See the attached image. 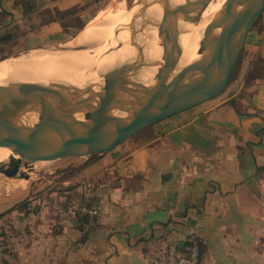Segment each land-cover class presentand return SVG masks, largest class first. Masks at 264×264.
<instances>
[{
    "label": "crops",
    "instance_id": "crops-1",
    "mask_svg": "<svg viewBox=\"0 0 264 264\" xmlns=\"http://www.w3.org/2000/svg\"><path fill=\"white\" fill-rule=\"evenodd\" d=\"M62 160L60 175L0 187V264H151L190 236L201 264H264V12L222 94L107 153Z\"/></svg>",
    "mask_w": 264,
    "mask_h": 264
},
{
    "label": "water",
    "instance_id": "water-1",
    "mask_svg": "<svg viewBox=\"0 0 264 264\" xmlns=\"http://www.w3.org/2000/svg\"><path fill=\"white\" fill-rule=\"evenodd\" d=\"M210 1L186 0L169 7L164 0L166 16L154 24L157 36L167 38L161 60L144 59L136 39L144 30L131 29L129 44L135 53L126 73L109 71L100 86L0 85V146L17 156L0 163V174L28 179L21 168L31 171L38 161L107 153L145 127L222 94L248 33L264 12V0H226L218 11L221 18L203 36L199 57L173 74L180 56L178 21L202 11ZM142 5L130 27L143 17L145 3ZM143 66H157L150 85L133 78Z\"/></svg>",
    "mask_w": 264,
    "mask_h": 264
},
{
    "label": "bare ground",
    "instance_id": "bare-ground-1",
    "mask_svg": "<svg viewBox=\"0 0 264 264\" xmlns=\"http://www.w3.org/2000/svg\"><path fill=\"white\" fill-rule=\"evenodd\" d=\"M184 1L186 0H168V4L169 7H174ZM225 1L211 0L202 11L189 14L178 21L180 56L173 74L199 57L198 49L203 36L207 29L221 18L218 11ZM132 2L131 8H128L127 2L121 0L102 10L89 21L70 43V46H83L82 49H70L69 46L66 49L43 48L1 62L0 85L35 82L68 84L75 87L100 86L107 72L126 73L125 68L135 53L129 44L131 29L144 30L136 35V39L143 47L144 59L148 62L160 61L163 43L167 42V38L157 36L154 24L166 16L164 0ZM144 3L143 17L138 18L130 27L129 22ZM156 71L157 66H143L133 78L150 85L154 81ZM10 156L17 157L10 149L0 146V163L5 162Z\"/></svg>",
    "mask_w": 264,
    "mask_h": 264
},
{
    "label": "rangeland",
    "instance_id": "rangeland-1",
    "mask_svg": "<svg viewBox=\"0 0 264 264\" xmlns=\"http://www.w3.org/2000/svg\"><path fill=\"white\" fill-rule=\"evenodd\" d=\"M15 0H0V37L5 33L11 34V39L0 40V63L18 58L35 50L66 49L85 26L99 12L121 0H81L69 8L59 10L53 1L36 0L33 9L24 14L21 6H14ZM131 8L133 0H123ZM129 2V3H128ZM129 4V5H128ZM60 6H64L60 2ZM56 18L60 24L54 28L46 20ZM69 42V43H68ZM65 46V47H64ZM54 47V48H52ZM3 58V59H2ZM66 160L38 161L33 170L21 168L29 174L28 179L9 178L0 174V187L24 190L31 180L47 179L50 172L60 175V163ZM8 162V158L5 162ZM44 179V180H45ZM43 180V179H41Z\"/></svg>",
    "mask_w": 264,
    "mask_h": 264
},
{
    "label": "built area",
    "instance_id": "built-area-1",
    "mask_svg": "<svg viewBox=\"0 0 264 264\" xmlns=\"http://www.w3.org/2000/svg\"><path fill=\"white\" fill-rule=\"evenodd\" d=\"M81 214L92 216L94 208L81 205L78 208ZM95 226V219L92 217L83 225L82 231H87ZM151 264H201L200 248L195 237H190L187 244L178 247L174 242H167L163 245L161 252L157 255L150 256Z\"/></svg>",
    "mask_w": 264,
    "mask_h": 264
},
{
    "label": "trees",
    "instance_id": "trees-1",
    "mask_svg": "<svg viewBox=\"0 0 264 264\" xmlns=\"http://www.w3.org/2000/svg\"><path fill=\"white\" fill-rule=\"evenodd\" d=\"M34 1H36V0H15L14 1V3H13V5L14 6H21L23 9H24V14H27V13H29V11L31 10V9H33V5H34ZM29 10V11H28ZM57 19L56 18H50L49 20H46V23L47 22H52V21H56ZM11 39V34L10 33H5V34H3L1 37H0V40H2V41H7V40H10ZM3 59V58H2ZM23 205V204H22ZM81 205H86V206H88V207H92V208H94L93 206H92V204L86 199V200H84L82 203H81ZM81 205H79V206H81ZM94 210H95V208H94ZM76 216H77V218H78V223H79V228L81 229V230H83V225L86 223V222H88V220L90 219V218H94L95 219V214H93L92 216H90V215H87V214H81L79 211H78V209H76ZM190 237H194V236H190ZM190 237H188L185 241H184V245H186L187 244V241H188V239L190 238ZM196 238V240H197V243H198V246H199V248H200V254H201V257H202V246H201V242H200V240L197 238V237H195ZM183 247V246H182Z\"/></svg>",
    "mask_w": 264,
    "mask_h": 264
}]
</instances>
